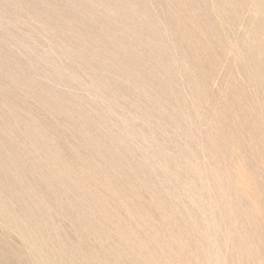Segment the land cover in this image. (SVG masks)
I'll use <instances>...</instances> for the list:
<instances>
[{"label":"rangeland","instance_id":"374dc122","mask_svg":"<svg viewBox=\"0 0 264 264\" xmlns=\"http://www.w3.org/2000/svg\"><path fill=\"white\" fill-rule=\"evenodd\" d=\"M0 175L25 264H264V0H0Z\"/></svg>","mask_w":264,"mask_h":264},{"label":"bare ground","instance_id":"6f19581e","mask_svg":"<svg viewBox=\"0 0 264 264\" xmlns=\"http://www.w3.org/2000/svg\"><path fill=\"white\" fill-rule=\"evenodd\" d=\"M0 176H1V175H0ZM0 178H1V177H0ZM7 178H8V177H7ZM10 179H11V178H10ZM10 179H8V180H10ZM8 180H5V181H6V183L9 185ZM13 180H14V179H13ZM0 181H2V180L0 179ZM2 182H4V178H3V181H2ZM0 183H1V182H0ZM7 184H6V185H7ZM10 184H12V182H11ZM2 185H3V184H2ZM4 185H5V182H4ZM4 185H3V186H4ZM8 185H7V187H8ZM12 185H13V184H12ZM3 186H2L1 188H2V189L5 188V190H6V186H5V187H3ZM10 188H12L11 185H10ZM2 189H1V190H2ZM12 189H13V188H12ZM12 189H11L10 191H12ZM1 190H0V191H1ZM3 190H4V189H3ZM7 190H9V189H7ZM7 190H6V193H7ZM1 192H2V191H1ZM8 192H9V191H8ZM13 192H16V191H13ZM4 193H5V191H4L2 194H4ZM2 194H1V197H0V203H2L3 207H2V205H1V207L4 208V210H5V212H6L7 214L9 213L8 215H10V218H11V220H9V221H10L11 223L14 222L15 225H17V224L19 225V222L17 223L18 206H20V205H17V203H18V202H17V200H18V199H17V196H18L19 194L16 192V194H17V196H16V194H15V197H16V198H15V199H12V202H11V200H10L11 203L9 202V204L12 205L11 207H10L9 205H7V203H6V201H5L6 198H5L4 196H6V195L4 194V196L2 197ZM8 194H10V193H8ZM11 194H13V193H11ZM10 196H13V195H10ZM10 196H9V197H10ZM13 197H14V196H13ZM13 197H12V198H13ZM3 198H4L5 200H4ZM8 199H9V198H8ZM10 199H11V198H10ZM20 201H21V200H20ZM16 202H17V203H16ZM9 208H10V210H9ZM0 209H1V208H0ZM22 209H23V208H21V210H22ZM25 209H26V208H25ZM6 210H7L8 212H7ZM2 211H3V209H1L0 212H2ZM22 211H25V210H22ZM3 213H4V211H3L2 213H0V214L3 215ZM6 213H5V214H6ZM20 213H21V212H20ZM24 213H25V212H23V214H24ZM27 213H28V214H24V215H25L24 217H25V219H26L25 222H28V220H29V219L27 218V216H29V217L31 216V215H30L31 211L29 212V210H28ZM33 213H34V212H33ZM21 214H22V213H21ZM31 214H32V213H31ZM8 215H7V216H8ZM7 216H6V217H7ZM18 216H19V214H18ZM21 216H22V215H21ZM21 216H19V217L21 218ZM6 217H4V215H3V218H6ZM19 217H18V219H19ZM3 218H2V219H3ZM10 218L8 217V219H10ZM27 219H28V220H27ZM4 220H5V219H4ZM6 220H7V218H6ZM22 221H23V220H21V222H22ZM10 222H9V223H10ZM25 222L23 221V223H25ZM14 223H13V224H14ZM23 223H22V224H23ZM31 224H32V223H31ZM31 224H30L29 226L32 227L33 225H31ZM15 225H14V226H15ZM18 225H17V226H18ZM27 225H28V224H27ZM36 225H37V223L35 224V226H36ZM38 225H39V224H38ZM15 227H16V226H15ZM31 227H30V228H31ZM37 227H38V226H37ZM33 228H34V226H33ZM41 228H42V227H41ZM20 230H21V229H20ZM34 230L36 231V227H35ZM34 230H32V231H34ZM38 230H39V229H38ZM24 231H26V230L24 229ZM29 231H30V230H29ZM40 231H41V230H40ZM40 231H39V233H40ZM28 233H29V232H28ZM31 233H32V232H31ZM31 233H30V235H31L30 238L32 239V238L35 237L34 240L36 239V236H37V235L41 236V235H40L41 233H40V234H35L36 236L32 233L33 236H34V237H33ZM22 234H24V232H23ZM28 235H29V234H28ZM28 235H27V237H29ZM25 236H26V235H25ZM37 237H38V236H37ZM42 237H43V235H42ZM27 239H28V238H27ZM27 239H26V241H27ZM31 239H28V241L31 240ZM34 240H33V241H34ZM26 241H24V242H26ZM33 241H31V242H33ZM38 241H39V240H38ZM38 241H37V242H38ZM31 242L29 241V243H28L29 246H30V245L32 246V244H30ZM35 242H36V241H34L33 243L35 244ZM39 242H42V241H39ZM8 243H9V242H8ZM8 243H7V241H6V243H5V241H4L3 239L0 240V257H1V258H0V262L2 261L1 264H25V257H24V255H26V253L23 252V253H24V255H23L22 252H19V251H17V250H13V251L10 250L9 248H7V246L9 245ZM44 243H45V245H46V242H42V243H37V248H36V245H35V247H34V248H36V250L34 249L35 251H38V250H39V251H38V252H39L38 254L41 255V259H39L40 257L37 258V257H35L34 255H31L30 257L32 258V256H34V257L37 259V263H38V259H39V260H42L40 264H56V263H55L56 261L58 262L57 264H60V261H62V259L59 260V261H58V259L56 260V255H55V253H54L55 251H53V250L50 249V248L45 247ZM26 244H27V243H26ZM28 244H27V246H28ZM34 244H33V245H34ZM38 244H40V245L38 246ZM46 246H47V245H46ZM38 248H39V249H38ZM30 249L33 250V247H30ZM37 249H38V250H37ZM35 251L33 252V254H36V253H37V252L35 253ZM60 251H62V250H60ZM31 253H32V252H31ZM31 253H30V254H31ZM38 254H36V255H38ZM59 254H61V252H60ZM39 255H38V256H39ZM59 257H60V256H59ZM59 257H58V258H59ZM61 257H62V256H61ZM61 257H60V258H61ZM31 258H30V259H31ZM35 258H33V259H35ZM52 259H53L54 261H52ZM26 261H28V260H26ZM33 261H34V260H33ZM39 262H40V261H39ZM26 263H27V262H26ZM62 263L64 264V262H62ZM30 264H31V263H30ZM38 264H39V263H38Z\"/></svg>","mask_w":264,"mask_h":264}]
</instances>
